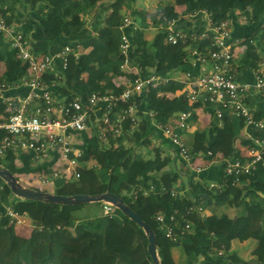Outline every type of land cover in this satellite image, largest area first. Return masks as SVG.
<instances>
[{
    "label": "trees",
    "instance_id": "16d2710c",
    "mask_svg": "<svg viewBox=\"0 0 264 264\" xmlns=\"http://www.w3.org/2000/svg\"><path fill=\"white\" fill-rule=\"evenodd\" d=\"M17 1L19 0H0V9L13 18L12 13ZM93 1L95 2L37 0L38 4L34 12L35 16L41 18L39 26L43 31V38L37 41L31 39L28 31L19 26L30 39L35 53L56 52L66 44L86 46L91 42L90 52L80 56L78 60L73 59L71 67L63 74L65 80L58 81L62 92L76 89L89 95L108 90L121 91L113 79L114 76L122 74L124 57L120 52L122 36L120 27L128 12L140 20L141 24L134 35L135 48L131 53L132 64L139 68L141 73L147 74L151 68L158 75L168 77L187 66L185 46L166 44L165 34L161 31L153 40L146 38V30L150 25L148 18L152 16H147L145 10L135 9L143 0H112L116 13L108 24H105L102 18L104 10L101 7L106 4L103 0ZM185 4L184 15L197 9H207L218 11L217 15L220 19L224 15H231L234 18L235 13L240 12V18H246L247 27L252 29L245 40L247 48L241 63L249 69L256 67L255 59L264 55V0H186ZM97 5H99V16L96 19V26L90 35L79 37L78 34L86 27L83 16L94 10ZM160 14L178 17L181 13L171 2L161 4L159 11L151 20L154 26L157 25ZM239 30L240 28L237 27V31ZM4 60H13L16 64L13 76L5 81L20 78L24 72L20 68L16 51L10 48L0 33V61ZM80 72L88 73L87 82L74 79L75 74ZM130 76L136 75L130 73ZM49 77L52 81L53 76ZM184 87L182 82L174 79L151 87L144 94L141 109L156 112L155 121L162 125L179 113L188 111H193L189 120L196 121L197 115L193 106L182 95L174 96ZM163 92L171 94L172 98L164 102L160 96ZM144 117V121L134 132H129L126 128L127 132L117 147L103 148L96 136L91 139L88 150L79 159L80 177L70 179L79 183L74 193L97 195L109 191L131 206L155 232L161 230L165 235L166 225L156 219L159 213L166 212L165 201L172 202V211L182 210L186 205L193 203L194 199L211 211L214 210L213 206L226 203L237 209V217L231 223L226 226H211L209 222L204 221L207 233L214 238L209 255L218 253L220 258L210 256L200 260L191 228L190 232L178 241L171 240L172 250L176 248L177 251L176 258L171 259L170 255L167 256L159 251L162 263L172 264L174 259L173 264H264V152L253 174L242 177V186L224 189L238 190L244 192V195L238 193L224 202H214L206 191L201 192L200 183L191 182L190 194L194 198L193 201L183 203V199L178 195L173 196L172 192L160 199L151 191V182H143L142 175L152 169L154 164L159 166L163 164L162 151L156 147V158L152 162L144 159L130 145L149 143L150 139L143 137V134L151 128L156 129L151 117L148 114ZM245 127V119L225 114L222 120H213L209 129L199 128L194 133L182 132V134L185 135L186 144L194 157L207 156L211 151L214 155L222 153L225 158L237 157L244 160L234 147V142L241 137V131ZM251 129L252 136L264 137V131L259 133L254 128ZM250 144H252L251 138ZM167 147H171V144ZM170 159L165 158L164 161ZM0 165L8 168L15 175L21 171L12 153L0 157ZM68 181L57 178L54 193L65 194L61 187ZM135 190L138 193L137 197L134 195ZM103 204L101 201L82 204L70 213L64 214L63 208L66 205L17 196L0 176V264H153L148 251L149 240L144 229L118 208L115 209L112 218L105 216ZM8 206L18 214L28 215L32 219L34 228L29 237L21 236L16 232L15 224L11 222L10 216L6 215ZM104 216L113 221L110 232L88 225L89 222ZM189 219L193 222L192 216ZM184 221L181 220L180 224L183 225ZM259 224L262 231L252 251V258L245 260L232 250V243L249 240L251 232ZM222 251L228 255L226 258L221 259ZM171 255L173 256L172 252Z\"/></svg>",
    "mask_w": 264,
    "mask_h": 264
},
{
    "label": "built area",
    "instance_id": "2783aa9c",
    "mask_svg": "<svg viewBox=\"0 0 264 264\" xmlns=\"http://www.w3.org/2000/svg\"><path fill=\"white\" fill-rule=\"evenodd\" d=\"M217 14L216 10L197 9L178 17L158 16L156 27L165 34V43L183 45L187 50V66L163 77L151 68L143 74L132 64L133 38L141 24L131 12L126 13L120 27V52L124 57L121 68L136 76H127L125 86H118L119 92L108 90L86 95L76 89L62 92L58 82L65 80L63 74L71 67L72 60L83 55V46L70 43L60 51L35 53L26 33L9 13L0 9V33L16 51L24 72L13 81L0 80V157L12 153L16 162L27 157L33 180L54 186L57 178L80 177L79 159L94 136L103 148L117 147L126 128L134 132L148 114L173 151L193 169L200 170L182 134L195 128V123L189 120L193 111L181 112L162 125L155 121L156 112L141 109L144 94L170 79L185 85L174 96L182 95L197 116L199 110L212 120H222L225 114L236 116L245 119L247 127L261 133L264 131V55L255 59L256 67H245L241 60L246 53L247 36L236 34L237 25L231 15L219 19ZM49 76H53L52 81ZM11 90L15 91L10 93ZM250 138L252 144L245 155L248 157L244 160L226 157L223 177L220 182H211L210 189L222 192L227 187L242 186V177L253 174L262 159L264 137L250 134ZM208 155L213 153L209 151ZM137 194L134 192L135 197ZM176 194L172 191L173 196ZM103 203L104 215L112 218L117 207ZM204 211L203 205L194 199L182 210H174L170 223H164L163 213L156 219L166 225V236L178 241L192 228L189 217ZM6 215L15 225L23 222V215L9 206ZM181 220H185L183 225Z\"/></svg>",
    "mask_w": 264,
    "mask_h": 264
},
{
    "label": "crops",
    "instance_id": "0c3cea01",
    "mask_svg": "<svg viewBox=\"0 0 264 264\" xmlns=\"http://www.w3.org/2000/svg\"><path fill=\"white\" fill-rule=\"evenodd\" d=\"M27 8L25 10L30 9L32 6H35L38 4L37 0H25ZM106 4L104 7H101L104 10L102 18L105 21V24H108L113 19L116 10L115 6L112 3V0H103ZM95 2L92 0V3ZM144 2V0H143ZM99 4V3H98ZM162 2H160V5ZM184 8L181 11H178L179 13H182L185 11L186 4H184ZM99 5L94 10H91L87 14H85L83 17L86 22V27L78 34L79 37H83L85 35H90L93 31L94 27L96 26V19L99 16L98 10ZM135 9L140 10V8L135 7ZM146 11V10H145ZM20 17L19 19H22L23 16L26 17V14L24 12L19 13ZM148 16V14H147ZM151 17H149V21ZM41 18L37 15L33 18L27 19V20H19L22 22L21 24L19 22L18 25L22 28H25L31 39L37 41L39 39L43 38V31L41 27L39 26ZM159 32V29L154 26L153 24H150L148 29L146 30V38L148 40H153L154 37ZM76 35V36H78ZM91 50V42L89 45L82 47V54H88ZM16 67V64L13 62V60H4L0 61V79H10L13 76L14 69ZM77 74V73H76ZM80 79L79 82H87L88 81V73L86 72H80L79 73ZM82 76V77H81ZM84 76V77H83ZM127 76H130V71L128 69H122L121 75L114 76V83L116 86H125L126 84V78ZM166 95L167 97L172 96L169 93L163 92L160 93V96L163 97ZM264 106V104H263ZM263 108V107H262ZM199 116H197V120L194 121L195 128L190 133H194L196 130L200 129H206L211 128L213 124L212 118H210L208 115L202 113L200 110L197 113ZM157 129L151 128V130H147L144 132L143 137L148 136L150 139L149 143L146 144H136L132 143V145L137 153H140L144 159L149 161H154L156 158V147H159L161 152V159L163 160L162 165H156L154 164L153 168L149 171L145 172L142 175L143 182H151V191H153L156 196L160 199L163 198V196L167 193H170L172 191H176L178 196H180L183 199V203H187L188 201H192L194 198L190 194L191 190V182L200 183V190L201 192H205L213 198L214 202H224L228 200L229 198H232L234 194H238V190H223L222 192L210 189V183L211 182H220L223 173V163L226 160L225 156H222L221 153L213 154V155H207V156H198L195 157V165L200 166L201 169H193L191 165H189L185 160L182 158V156H177L173 151L172 146L167 147V139L163 136L162 132H160ZM252 129L248 128L247 126L241 131V137L237 138L235 140V146L237 148V151L241 153V155H244L242 157L246 158L248 156H245L248 154L249 145H250V134ZM163 148V149H162ZM165 149V150H164ZM170 151V152H169ZM176 155V156H174ZM165 158H171L169 161H164ZM18 168L21 169L20 173L22 176H26V178L22 180H25L29 183L31 178H28L29 174V165H28V158L23 156L22 159H18L16 162ZM187 176L188 180L187 183L185 182L184 177ZM30 184V183H29ZM37 186H43L45 188L40 187L39 189L45 190L49 186H44L42 184L37 183L36 181H33V184H31L32 188H36ZM51 192L53 190V185ZM79 183L72 182V180H69L66 182L62 187V192L65 194H71L76 191L78 188ZM142 189V187H140ZM137 190V189H136ZM135 190V191H136ZM139 190V189H138ZM146 191V190H145ZM166 204V212L164 215V222L166 224L170 223L171 215L173 214V204L170 201H165ZM79 205H66L63 208V213L68 214L74 209L78 208ZM214 210H209L205 208V211L203 213H195L192 215L193 222L192 223V234L193 238L195 240V245L198 247L199 250V257L200 260H204L206 257H210L209 250L212 247L214 238L207 233L206 225L205 223L209 222L211 226H226L227 224L231 223V221L237 217V209L235 207H232L226 203L219 204L213 206ZM196 215H201V217H196ZM23 222L18 225H15L16 232L25 237H29L32 229L34 228L32 219L28 215H23L22 217ZM190 220V219H188ZM205 221V223H204ZM88 225L92 228L99 229L101 231L110 232L113 221L109 220L107 217H102L95 219L92 222H89ZM262 231L261 225L259 224L256 229H254L251 232V238L247 241L239 242V241H233L232 243V250L237 252L242 258L245 260H250L249 256L252 255V251L256 246L258 237ZM157 237V248L158 252L162 251L165 254L170 255L171 259L176 258L177 251L176 248L172 250L171 248V240L166 237L164 233H162L161 230H158L155 232ZM252 244L253 247L251 249V254L247 253L246 248ZM207 245V248L204 246ZM209 245V247H208ZM204 250V251H203ZM171 252L173 253V256L171 255ZM160 256V253H159ZM219 257L218 253L215 255H212L211 257ZM221 259L226 258L225 251H222ZM246 256V257H245ZM215 257V258H216ZM161 258V256H160ZM220 258V257H219ZM173 259V263H174ZM172 263V264H173Z\"/></svg>",
    "mask_w": 264,
    "mask_h": 264
},
{
    "label": "water",
    "instance_id": "95a60500",
    "mask_svg": "<svg viewBox=\"0 0 264 264\" xmlns=\"http://www.w3.org/2000/svg\"><path fill=\"white\" fill-rule=\"evenodd\" d=\"M0 176L11 187L14 194L30 200L47 201L51 203L70 206L89 204L100 201L112 203L144 229L149 240L148 251L152 257L153 264H163L157 248L156 233L153 230L152 226L146 221H144L142 217L131 206L126 204L123 199H121L117 195L109 191L102 194L90 195L86 193L59 194L41 189H35L22 185L17 176H15V174H13L8 168L3 167L1 165Z\"/></svg>",
    "mask_w": 264,
    "mask_h": 264
},
{
    "label": "rangeland",
    "instance_id": "374dc122",
    "mask_svg": "<svg viewBox=\"0 0 264 264\" xmlns=\"http://www.w3.org/2000/svg\"><path fill=\"white\" fill-rule=\"evenodd\" d=\"M160 2H162V4H166V3H168V2H171L172 4H174L175 5V8H176V10H178V11H181L182 9H180V8H184V4H185V2H186V0H144V2H142V3H140V4H137L136 6L138 7V8H140V10H146V13L149 15V16H152L151 18H150V20H152L153 19V17L155 16V14L159 11V6H160ZM27 3H26V1L25 0H19V1H17V6L14 8V13H12V15H13V18H14V20L16 21V22H19L20 24L22 23V22H20L19 20H27V19H30V18H33L34 16H35V6H32L30 9L28 8V10H25V8H27V5H26ZM186 8V7H185ZM21 12H24L25 14H26V17L25 16H23L22 17V19H19V18H21L20 17V14L19 13H21ZM124 13H126L125 11H124ZM183 13V12H182ZM235 17H239V18H235ZM235 17H234V22H236V25H237V27H239L240 28V30L239 31H236V34H238V35H240V36H248V35H250L251 34V32H252V29L251 28H249V27H247V19L246 18H242V21H240V15L239 14H236L235 15ZM148 20H149V18H148ZM22 25V24H21ZM82 77V76H81ZM84 77V76H83ZM74 79H77V80H79L80 79V76H79V73H77V74H75V76H74ZM15 90H11L10 91V93H13ZM172 98V96H170V97H167L166 95H164L163 97H162V100H164V102L166 101V100H170ZM248 128H250V127H248ZM145 138H149V137H145ZM167 143V146H170V142L169 141H167L166 142ZM235 143V142H234ZM129 145V144H128ZM165 150V149H164ZM170 152V151H169ZM174 156H176V155H174ZM177 156H179V155H177ZM15 176H17V178L19 179V181H20V183L22 184V185H25V186H28V187H31V184H33V176L32 175H28V178H31L30 179V184L28 183V182H26L25 180H22L23 179V177H24V179L26 178V176H22L21 175V173H17ZM184 179H185V182L187 183V180H188V178H187V176H185L184 177ZM38 183V182H37ZM40 187H42V188H45V187H43V186H37L36 188H40ZM52 186H49L48 187V191L49 192H51V188ZM47 189V188H46ZM53 190H55V187H53ZM53 193H54V191H52ZM238 193H242L243 195H244V192H238ZM196 217H201V215H196ZM22 223V222H21ZM23 223H25V221L23 222ZM18 225V224H17ZM33 230V229H32ZM167 237V236H166ZM206 248H207V245H204ZM208 247H209V245H208ZM252 247H253V245L252 244H250L247 248H246V251H247V253H249V254H251L250 252H251V249H252ZM204 251V250H203ZM246 257V256H245ZM249 258H250V260H251V258H252V255H250L249 256Z\"/></svg>",
    "mask_w": 264,
    "mask_h": 264
}]
</instances>
